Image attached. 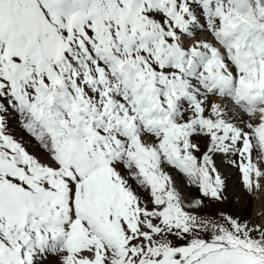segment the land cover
Instances as JSON below:
<instances>
[{"label": "snow or ice", "instance_id": "snow-or-ice-1", "mask_svg": "<svg viewBox=\"0 0 264 264\" xmlns=\"http://www.w3.org/2000/svg\"><path fill=\"white\" fill-rule=\"evenodd\" d=\"M0 264H264V0H0Z\"/></svg>", "mask_w": 264, "mask_h": 264}, {"label": "bare ground", "instance_id": "bare-ground-1", "mask_svg": "<svg viewBox=\"0 0 264 264\" xmlns=\"http://www.w3.org/2000/svg\"><path fill=\"white\" fill-rule=\"evenodd\" d=\"M225 163H226V161H225ZM233 179H234V177H233Z\"/></svg>", "mask_w": 264, "mask_h": 264}]
</instances>
